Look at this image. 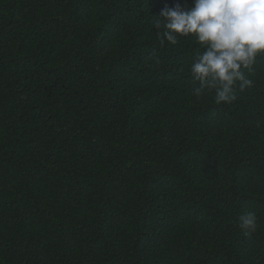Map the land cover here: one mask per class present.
I'll return each mask as SVG.
<instances>
[{
    "label": "trees",
    "instance_id": "obj_1",
    "mask_svg": "<svg viewBox=\"0 0 264 264\" xmlns=\"http://www.w3.org/2000/svg\"><path fill=\"white\" fill-rule=\"evenodd\" d=\"M177 3L0 0V264H264V56L195 95Z\"/></svg>",
    "mask_w": 264,
    "mask_h": 264
},
{
    "label": "clouds",
    "instance_id": "obj_2",
    "mask_svg": "<svg viewBox=\"0 0 264 264\" xmlns=\"http://www.w3.org/2000/svg\"><path fill=\"white\" fill-rule=\"evenodd\" d=\"M163 24L164 38L176 44L178 36L194 35L205 46L191 65V76L200 87L215 89L217 103L236 100L234 85L251 87L243 68L252 71L258 55L264 56V0H187L174 7L165 6L157 17L156 26ZM238 226L246 234L256 231L257 214L244 211Z\"/></svg>",
    "mask_w": 264,
    "mask_h": 264
}]
</instances>
